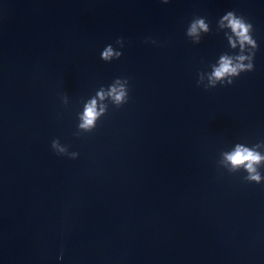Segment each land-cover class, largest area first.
<instances>
[{
    "label": "water",
    "instance_id": "1",
    "mask_svg": "<svg viewBox=\"0 0 264 264\" xmlns=\"http://www.w3.org/2000/svg\"><path fill=\"white\" fill-rule=\"evenodd\" d=\"M0 264H264V0H0Z\"/></svg>",
    "mask_w": 264,
    "mask_h": 264
},
{
    "label": "clouds",
    "instance_id": "2",
    "mask_svg": "<svg viewBox=\"0 0 264 264\" xmlns=\"http://www.w3.org/2000/svg\"><path fill=\"white\" fill-rule=\"evenodd\" d=\"M164 2L167 3L168 0H164ZM224 19L228 20L230 26L233 28V31H235L238 35H240L243 40L249 39V37L247 35H244V33L247 29L253 28V25L251 23H248V22L246 23L244 17L236 16L235 12L229 11L227 13V15L224 17ZM198 23H199L201 28H205V30H206V26H205L203 20L198 21ZM195 31H196V27H195V25H193L191 32H195ZM111 54H112V49H111V47H109L107 49V51H105L103 53V56L105 58H108L111 56ZM241 59L243 60L244 58L241 57ZM238 70L252 71V70H254V66L251 63H249L248 65L239 64V65L234 67V66H232L231 61L228 60L227 58H225L223 61L222 67L216 71L215 75L217 77H220L221 75L228 73V72L238 74ZM113 91L115 92L116 89L114 88ZM123 95H124L123 93L117 94L116 99L118 101L121 100L123 98ZM94 103L95 102H93V105H94ZM93 116H94V107L90 106L86 109L85 125L84 126H88V125H91L93 123V119H92ZM229 159L232 160V162L236 165H239L243 161H249L247 167H248L249 171H254L251 162L258 161L260 159V157L258 154H255L250 150L241 151L238 148L237 152L234 153L232 156H230ZM250 178L254 179L256 181L260 180L259 175H255V176H252Z\"/></svg>",
    "mask_w": 264,
    "mask_h": 264
}]
</instances>
